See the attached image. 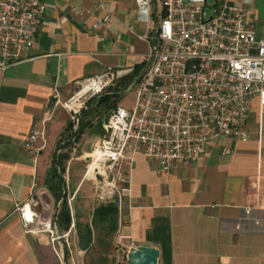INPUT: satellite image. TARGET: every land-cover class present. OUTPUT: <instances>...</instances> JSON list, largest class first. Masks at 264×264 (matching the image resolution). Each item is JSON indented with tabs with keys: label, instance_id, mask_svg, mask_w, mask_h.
I'll return each instance as SVG.
<instances>
[{
	"label": "crops",
	"instance_id": "obj_1",
	"mask_svg": "<svg viewBox=\"0 0 264 264\" xmlns=\"http://www.w3.org/2000/svg\"><path fill=\"white\" fill-rule=\"evenodd\" d=\"M230 1L250 12L264 37V0ZM145 29L135 0H49L34 48L0 72V264H43L50 248L56 254L26 230L17 211L35 195L42 200L47 156H29L25 140L45 114L43 104L56 89L66 100L76 82L108 67L144 63ZM246 131L247 140H213L197 163L172 172L136 156L122 206L135 250L156 248L158 264H264V212H246L247 183L264 174V107L258 101Z\"/></svg>",
	"mask_w": 264,
	"mask_h": 264
},
{
	"label": "built area",
	"instance_id": "obj_2",
	"mask_svg": "<svg viewBox=\"0 0 264 264\" xmlns=\"http://www.w3.org/2000/svg\"><path fill=\"white\" fill-rule=\"evenodd\" d=\"M48 2L0 0V72L23 62L34 48ZM135 2L146 26L140 38L149 52L140 79L129 87L136 90L134 105L112 109L92 151L80 156L88 171L66 198L72 221L80 211L117 205L119 242L130 239L124 232L122 206L132 188L136 156L168 172L197 163L213 140H247L250 107L256 101L264 107V37H258L247 9L230 0L214 5L208 0H161L156 7L154 0ZM133 73L134 68L108 67L76 82L67 100L56 89L26 137L27 154L36 159L42 155V126L57 107L67 109L75 120L92 100ZM86 187L92 190L90 202L78 209ZM247 189V214L264 212V174L250 179ZM42 203L31 197L17 208L28 232L42 231Z\"/></svg>",
	"mask_w": 264,
	"mask_h": 264
},
{
	"label": "rangeland",
	"instance_id": "obj_3",
	"mask_svg": "<svg viewBox=\"0 0 264 264\" xmlns=\"http://www.w3.org/2000/svg\"><path fill=\"white\" fill-rule=\"evenodd\" d=\"M135 99L136 90L132 89L128 90L119 102L123 107L130 109L134 105ZM119 102L118 105L120 104ZM111 111L112 108L109 106H100L96 107L93 113L87 115L83 119L86 126L82 130L81 127L79 128V140H74L72 137L73 130L70 127V122L73 120L68 110L64 107H57L50 120L43 124L42 128L45 136L42 155L47 156L44 174L50 168H58L59 162L62 164V167L66 168V172L63 174L65 186L62 189L63 195L66 198L73 195L78 187V179H81V175H85L88 171L84 162L80 160V156L82 153L92 150L96 141L101 136L102 126ZM63 141L65 143L62 145ZM59 149L60 152L57 154ZM44 174L42 176L44 179L42 185H45L43 186L44 192L49 196L47 209L50 211L51 228L48 231L42 230L41 233H37L39 242L55 247L59 256H61V264H66L63 259L65 247L69 250L68 264H129V255L137 247L129 239L119 242L118 229L114 230L108 221L96 222L94 219L95 211H80V213L75 215L69 230L64 231L63 236H60L55 224L58 213L57 203L48 186H46L48 181L47 175L45 176ZM81 193L79 195L80 199L76 203L78 209L90 202L87 196L92 193V190L90 187L82 188ZM89 227L92 231L91 243L87 249H83L81 247V240L83 237L87 239ZM55 237L57 239L53 243L52 238ZM61 237L64 239V242L63 239H60Z\"/></svg>",
	"mask_w": 264,
	"mask_h": 264
},
{
	"label": "trees",
	"instance_id": "obj_4",
	"mask_svg": "<svg viewBox=\"0 0 264 264\" xmlns=\"http://www.w3.org/2000/svg\"><path fill=\"white\" fill-rule=\"evenodd\" d=\"M147 63L144 62L134 68V73L122 79L117 85L109 88L106 92L99 95L96 99L92 100L87 108L83 111V118L81 124V130L86 126V123L83 122V119L94 112L96 107L100 106H109L112 109L117 107L118 102L123 97V95L129 90L130 85L134 80H138L141 77L144 69L146 68ZM70 127L73 130L72 137L74 140L80 139V132L78 131L76 134L74 132V121L70 122ZM103 129V126H102ZM70 143V142H69ZM62 164L59 162L58 168H50L47 172V185L50 192L57 203V229L60 233V236H63L64 231L69 230L72 225V217L70 215V210L68 206V202L66 197L63 195L62 189L65 186V181L63 179V174L66 172V168L61 166ZM118 206L115 204H109L107 206L99 207L94 212L95 221L106 222L108 221L114 230L118 229ZM91 235L92 231L89 227L87 230V239L84 238L81 240V247L83 249H87L88 245L91 243ZM46 257L43 260V264H61V260L58 256L53 252L52 248ZM68 262H69V250H68Z\"/></svg>",
	"mask_w": 264,
	"mask_h": 264
},
{
	"label": "water",
	"instance_id": "obj_5",
	"mask_svg": "<svg viewBox=\"0 0 264 264\" xmlns=\"http://www.w3.org/2000/svg\"><path fill=\"white\" fill-rule=\"evenodd\" d=\"M83 112L79 113L74 121V132L75 134L79 131L82 124ZM38 199V195L34 196ZM57 220V219H56ZM55 220V224H56ZM57 227V224H56ZM60 239H63L62 237ZM64 242V239H63ZM159 251L156 248H145L142 250H134L129 255V264H158ZM63 259L66 264H68V249L64 248Z\"/></svg>",
	"mask_w": 264,
	"mask_h": 264
},
{
	"label": "bare ground",
	"instance_id": "obj_6",
	"mask_svg": "<svg viewBox=\"0 0 264 264\" xmlns=\"http://www.w3.org/2000/svg\"><path fill=\"white\" fill-rule=\"evenodd\" d=\"M47 198H48V195L46 194V192L43 191L42 192V200H43V202L45 204V207L44 208H41L43 222H42V225L39 226V228L41 230H45V231L50 230V227H51L50 226V219H49V217H50V211L47 209L48 208V204H49Z\"/></svg>",
	"mask_w": 264,
	"mask_h": 264
}]
</instances>
